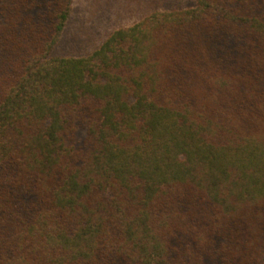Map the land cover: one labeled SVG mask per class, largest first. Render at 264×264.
<instances>
[{"label": "trees", "instance_id": "obj_1", "mask_svg": "<svg viewBox=\"0 0 264 264\" xmlns=\"http://www.w3.org/2000/svg\"><path fill=\"white\" fill-rule=\"evenodd\" d=\"M72 4L0 0V264H264V0Z\"/></svg>", "mask_w": 264, "mask_h": 264}, {"label": "rangeland", "instance_id": "obj_2", "mask_svg": "<svg viewBox=\"0 0 264 264\" xmlns=\"http://www.w3.org/2000/svg\"><path fill=\"white\" fill-rule=\"evenodd\" d=\"M192 4L193 0H73L71 15L52 53L81 56L112 30L130 25L152 11Z\"/></svg>", "mask_w": 264, "mask_h": 264}]
</instances>
